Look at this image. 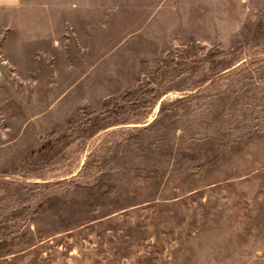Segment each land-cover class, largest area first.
<instances>
[{"label":"rangeland","instance_id":"obj_1","mask_svg":"<svg viewBox=\"0 0 264 264\" xmlns=\"http://www.w3.org/2000/svg\"><path fill=\"white\" fill-rule=\"evenodd\" d=\"M0 264H264V0L0 8Z\"/></svg>","mask_w":264,"mask_h":264},{"label":"crops","instance_id":"obj_2","mask_svg":"<svg viewBox=\"0 0 264 264\" xmlns=\"http://www.w3.org/2000/svg\"><path fill=\"white\" fill-rule=\"evenodd\" d=\"M23 4V0H0V8L14 9L19 8Z\"/></svg>","mask_w":264,"mask_h":264}]
</instances>
